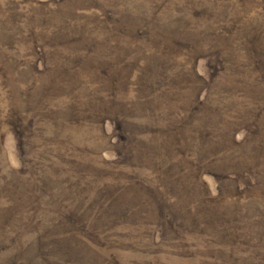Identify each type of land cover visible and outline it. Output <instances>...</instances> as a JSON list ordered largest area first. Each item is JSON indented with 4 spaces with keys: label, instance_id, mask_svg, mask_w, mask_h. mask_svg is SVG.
<instances>
[{
    "label": "rangeland",
    "instance_id": "374dc122",
    "mask_svg": "<svg viewBox=\"0 0 264 264\" xmlns=\"http://www.w3.org/2000/svg\"><path fill=\"white\" fill-rule=\"evenodd\" d=\"M0 264H264V0H0Z\"/></svg>",
    "mask_w": 264,
    "mask_h": 264
}]
</instances>
